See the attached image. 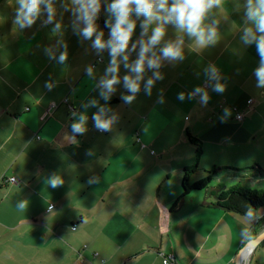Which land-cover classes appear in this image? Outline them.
Returning <instances> with one entry per match:
<instances>
[{
	"label": "crops",
	"instance_id": "0c3cea01",
	"mask_svg": "<svg viewBox=\"0 0 264 264\" xmlns=\"http://www.w3.org/2000/svg\"><path fill=\"white\" fill-rule=\"evenodd\" d=\"M245 3L222 0L210 11L205 24L215 22L218 38L207 47L166 25L162 43L182 38L184 59L162 60L163 79L154 82L150 96L144 83L154 70L146 69L140 91L126 104L121 96L130 93L123 77L134 74L121 62L120 82L105 100L100 80L109 50L92 47L95 34L91 39L79 34L82 22L55 10L45 25L44 11L31 28L20 29L13 23L17 0H0V264H162L158 250L172 252V264H233L264 207L249 218V210L240 214L216 205L214 193L228 186L217 173L214 184L183 196L180 179L195 161L187 132L200 141L195 165L204 174L225 165L257 164L264 171V88L256 87V44L242 40L246 27L255 31L253 23H245ZM96 20L107 41L105 16L103 23ZM56 23L61 28L53 33ZM135 31L138 41L141 29ZM65 45L67 60L60 64ZM133 52L129 63L137 58ZM210 66L219 71L222 94L202 84ZM196 87L208 92L206 106L199 96L188 98ZM100 107L108 109L103 118L117 117L110 131L94 126ZM81 114L87 116L86 131L73 140L71 125ZM242 173L244 183L264 188V175L256 169ZM193 174L190 180L204 175ZM238 174L225 172L234 182ZM55 178L62 183L52 188ZM21 202L27 203L23 211ZM260 246L264 243L250 252L253 264Z\"/></svg>",
	"mask_w": 264,
	"mask_h": 264
},
{
	"label": "clouds",
	"instance_id": "9594fccd",
	"mask_svg": "<svg viewBox=\"0 0 264 264\" xmlns=\"http://www.w3.org/2000/svg\"><path fill=\"white\" fill-rule=\"evenodd\" d=\"M18 8L16 9L13 23L20 29L25 27L31 28L41 15L42 11H46L47 19L43 22L45 25L53 21L55 9L52 0H17ZM222 0H111L107 5V12L114 18V23H106V27L110 28V36L107 41L102 39L103 33L97 32L96 19L101 8V0H71L73 7V15L77 21L84 24L82 29H79V34L84 39H91L95 34V39L92 41V47L98 52L108 49L110 60L105 70L104 77L100 80L102 91L100 95L108 100L110 94L115 91L114 85L120 82L119 71L120 63L123 62L124 68L128 69L134 75H124L123 81L129 95H122L121 99L126 104H131L137 93L140 91V82L144 79L146 69L154 70L153 75L144 83V91L147 95H151L154 82L162 80L163 76L159 72L162 60L169 62L182 61L184 53L182 51L183 39L176 42H163L166 36V25L172 24L176 29L185 33L188 37L194 38L196 45L199 47H207L210 44H215L218 38L216 27L206 25L210 11L214 7H219ZM43 6V8H42ZM245 23H253L255 31L251 27H246L243 32L242 40L248 45L255 43L256 50L260 56L259 66L254 70V75L257 79V88H264V0H246L244 5ZM67 10V9H65ZM133 13L136 18L143 17L140 23L141 33L138 41H132L134 31L136 29V21L132 19ZM151 35H148L149 27ZM61 28L60 23H56L52 29L56 33ZM257 33L259 35H257ZM147 36V40L144 37ZM131 42V49L129 44ZM159 52H157V46ZM139 46L137 58L129 63V53L136 51ZM49 57L53 56L51 49H46ZM119 58V59H118ZM67 60V51L61 52L58 57V63L63 64ZM87 74H93V68L88 67ZM207 83L205 87H211L217 93L225 91V85L221 83V76L215 66H210L205 69ZM110 76V78H109ZM46 87L51 89V84H46ZM195 96L200 97V103L207 105L209 94L201 87H196L193 92L188 94V98L192 99ZM178 99L183 101L185 94L179 93ZM158 103H163L161 95ZM96 101H92L95 105ZM87 107V105H85ZM108 111L105 107H100L99 112L93 114L94 126L98 131H110L111 125L117 119L116 116L105 119V113ZM225 116L229 115V110L225 108ZM76 115L75 112L72 113ZM87 116L81 114L78 122H73L71 125L72 138L75 139L77 134H83L86 131L85 123ZM224 121V117H221ZM62 182L59 178L51 180L52 188H56ZM27 207L26 202L18 204L19 210L23 211ZM251 218L253 212L251 209L246 213ZM249 250L254 246L253 237L249 236Z\"/></svg>",
	"mask_w": 264,
	"mask_h": 264
},
{
	"label": "trees",
	"instance_id": "16d2710c",
	"mask_svg": "<svg viewBox=\"0 0 264 264\" xmlns=\"http://www.w3.org/2000/svg\"><path fill=\"white\" fill-rule=\"evenodd\" d=\"M97 19L101 20L100 11L98 13ZM100 23H103V21L101 20ZM187 134L189 139L194 142L196 146L194 150L195 161L192 165H188L183 168L184 171L180 179L181 196L187 194L193 189L206 188L210 184L212 178H214V176L216 175L217 171L221 168H226L231 171H234L236 175L239 173L238 179L236 182L228 186H221L220 188H218V190L214 193L216 205L240 214L246 213L249 209H255L259 206L264 205V188L244 183L242 179H244L245 173L240 174L241 171L245 172L248 169H256L258 174H261L263 176L264 171L261 170L257 164L241 168L228 165H225L223 167L213 166L212 168L206 170V173L203 176L195 180H190L191 174H193L197 169L195 164L197 162V159L199 158L202 149L200 147L199 139L191 135L189 132H187ZM263 222L264 214L260 216L254 223V225L251 227V232L248 237L252 236V234L254 235L261 228ZM259 243L263 244L264 238Z\"/></svg>",
	"mask_w": 264,
	"mask_h": 264
},
{
	"label": "rangeland",
	"instance_id": "374dc122",
	"mask_svg": "<svg viewBox=\"0 0 264 264\" xmlns=\"http://www.w3.org/2000/svg\"><path fill=\"white\" fill-rule=\"evenodd\" d=\"M169 2H171V0H169ZM110 3H111V0H101V4H102V12H101V14L103 16H105L106 22L108 24L114 23V18L106 10L107 9V5L110 4ZM52 4H53L54 9L59 12V16L60 17L65 12L66 14L68 13V16L70 17L69 19H72L75 22H81V21H77L75 15H73V7L74 6L71 4V0H52ZM42 8H43V6H42ZM65 9H67V10H65ZM42 12H44V11H42ZM132 19L136 21V28H140V23L143 20V17H140L139 19H137L136 16H135V14L133 13ZM95 23L97 24V23H99V21L96 20ZM151 27H152V25L150 26V28ZM108 31L110 32V28L108 29ZM135 39H136V31H134V34H133V37H132V40L133 41H135ZM144 39H146V37H144ZM138 51H139V49H138V46H137L136 53L133 52L134 56L138 53ZM130 54H132V53L130 52ZM234 166L235 167H239V166H236V165H234ZM225 172H226V168H221V169H219L217 171V174L222 175L223 181H225L226 184L229 185V184L233 183L234 181H233V179H230L227 176H225ZM201 174H204V170L202 169V167L200 168V166H198L197 167V170L193 174V177H196V176L201 175ZM216 181H217V179L214 177V178H212L210 184H214V182H216ZM261 207H264V205H262ZM251 210L254 211V209H251ZM258 251H261L262 252L258 264H264V248H263V246H260L258 248ZM250 255L251 254H249V256H248V262H247V264H253V261H252Z\"/></svg>",
	"mask_w": 264,
	"mask_h": 264
},
{
	"label": "water",
	"instance_id": "95a60500",
	"mask_svg": "<svg viewBox=\"0 0 264 264\" xmlns=\"http://www.w3.org/2000/svg\"><path fill=\"white\" fill-rule=\"evenodd\" d=\"M252 237H253L254 246L251 248V250L264 238V224ZM247 244H248V239H246V241H244V243L238 248L233 260V264H240L241 262L240 256L241 254H243L244 251L248 250L250 254L251 250H249V248L246 246ZM247 260H246V264L248 262Z\"/></svg>",
	"mask_w": 264,
	"mask_h": 264
},
{
	"label": "built area",
	"instance_id": "2783aa9c",
	"mask_svg": "<svg viewBox=\"0 0 264 264\" xmlns=\"http://www.w3.org/2000/svg\"><path fill=\"white\" fill-rule=\"evenodd\" d=\"M99 58V57H98ZM204 86L206 85L205 82L202 83ZM248 103L251 102V99L247 100ZM56 104L52 101L49 106L54 107ZM234 117L236 119H240L242 117V113L240 111H236L234 114ZM13 180V177L10 178V180ZM157 253L160 255L161 263L162 264H172L174 263V254L172 252H165L163 250H158Z\"/></svg>",
	"mask_w": 264,
	"mask_h": 264
},
{
	"label": "bare ground",
	"instance_id": "6f19581e",
	"mask_svg": "<svg viewBox=\"0 0 264 264\" xmlns=\"http://www.w3.org/2000/svg\"><path fill=\"white\" fill-rule=\"evenodd\" d=\"M248 256H249V251L248 250L244 251L243 254H241L240 256L241 259L240 264H246V260L248 259Z\"/></svg>",
	"mask_w": 264,
	"mask_h": 264
}]
</instances>
